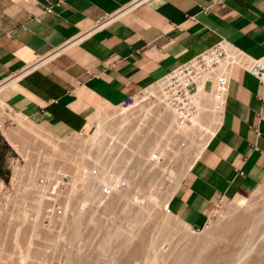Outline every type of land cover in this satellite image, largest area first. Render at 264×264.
<instances>
[{
  "label": "crops",
  "instance_id": "1",
  "mask_svg": "<svg viewBox=\"0 0 264 264\" xmlns=\"http://www.w3.org/2000/svg\"><path fill=\"white\" fill-rule=\"evenodd\" d=\"M130 1L0 0L6 107L63 137L221 40L252 58L264 56V0H146L90 30ZM263 178L264 90L235 64L219 125L168 208L202 228L221 199L242 203Z\"/></svg>",
  "mask_w": 264,
  "mask_h": 264
},
{
  "label": "rangeland",
  "instance_id": "2",
  "mask_svg": "<svg viewBox=\"0 0 264 264\" xmlns=\"http://www.w3.org/2000/svg\"><path fill=\"white\" fill-rule=\"evenodd\" d=\"M114 109L115 108L113 107L111 109L105 110L102 114L104 113L112 114ZM8 115L13 116L14 112H10L8 108L5 107L2 115H0V264H21V263L23 264L24 263L23 259H26L25 254L28 253L27 254L28 258L29 255H31L30 253L32 251L30 249L33 250V248H31L32 245L35 246L33 247H34V251L37 253V254L35 253L37 257L34 256L33 254L34 252H33L32 253L33 257L30 256V260L32 261H28L27 258L25 262H30V263H24V264H31V263L42 264L46 255H48L46 256L48 257V264H54V263L63 264V262H65L64 264H144L143 260L146 259V258L144 259V257H147L150 254L149 258L147 257V260L152 259L151 256L154 255L153 254L154 251L155 253L157 252L156 255L158 254L157 257L160 258V261L157 260L158 258L156 260L153 259L152 260L153 264L156 263L157 264H205L206 262H207L206 264H210L212 262L210 261L211 256L213 257L214 254H216V256H220L223 251L230 248L229 246L232 245L230 244L232 243L231 241L232 238L238 232H241L240 230H243L245 228L246 221L248 219H252L255 216L262 215L259 214V210L260 209L263 210L264 208L263 207L264 178L262 179L259 186L255 189V191L252 192V194L245 201H243L242 203L230 201L222 204V210H221L222 216L219 219L212 221L210 224L202 228H195V229L193 228L195 232L193 233V235L191 234L190 235L192 237L196 236L194 238L190 237L189 235L187 236L185 233L182 234L183 231H181L182 229L181 225L180 224L177 225V222L173 218L167 217L169 218V220L172 219V221H175L174 224H171L172 221L171 222L169 221V223L167 222V224L168 225L170 224L172 228V229H168V233L170 232V234L172 235L171 232H173L175 239L173 235L171 236L169 234L170 237H173V239L168 237V240L164 241L162 233H167V228H169L170 226L168 225L166 226L165 220L162 221V219H164L165 217L162 218L158 205H156L157 208L156 206H151L150 208L151 211L150 209L148 210V212L150 211L149 213H146L147 210H145L143 207L146 205L147 200L148 201L151 200V198L148 197L149 193L160 192L165 194L166 193L165 191H168L169 188L171 189L173 185H175L176 183L175 181H177L176 179L179 177V175L177 176L176 174L179 173V170L181 168L180 164H183L186 161L185 158H187V153H185L186 155L179 153V154H175V156H171L170 159L169 157L168 158L166 157L168 161V165H170L171 168L172 166L174 167V172L176 168H178L177 169L178 171L176 170L175 173L173 172L174 174L167 172L165 170L168 165H166L165 167L159 166V169L163 170L167 174L168 179L167 176H165V178L161 177V174L157 176H152L144 184H142V181H140L138 183V187H136V189L133 191L132 194L130 195L126 194V197H121V194L116 195L117 199H119L120 197H121L120 199H125L129 197L132 202V204H129L127 207H125L124 211L123 209L122 210L120 209L121 212H119L118 215L119 218L116 222L117 225L116 230L118 231L117 233L113 234L112 236L103 235V234L96 235L94 233H87V232L83 235H80L79 233L82 230V228L88 227V225H91L92 222L90 223L88 222L90 214L83 216V214H78L75 211V214H78V217L76 216L77 218L82 216L84 219L80 218L77 220L80 226V227L77 226L80 229V230L78 229L79 233L78 232L73 233V230L71 229L72 232L69 231L70 234H68L64 238V242H65L64 245L63 239L61 237L59 236L56 237V235L55 236L53 235V233H55L54 229L58 225L57 224L58 221H54V223H51L50 225H48L47 222L43 223L42 212L38 211V209H37V211L39 212L38 216L34 215L36 207L34 208L32 204L33 203L32 189H30L31 188L30 185L26 186L27 183L33 182L36 177L38 178L39 176H47L51 174L50 171L61 169L59 168L60 166L56 164L58 161L56 160L53 162V166L51 165L50 167V169L52 168L51 170L48 169L49 170L48 171L46 169L47 172H45L44 169L43 171L41 167L43 163V158L41 159L40 154H43L46 151L45 150L46 148H44L45 146L43 144L42 146L39 141H37L38 143L35 144L34 146L32 145L30 146V144H26V143L23 144L28 135L24 130L25 128L20 129V127H16V128L13 127L14 125L13 123L12 124L10 123L8 119L9 117ZM91 119L89 120L87 126L84 129V133L86 134L92 133L93 128L91 124L92 122H90ZM168 122L169 120L167 121L168 132L172 134L173 126L171 127L170 123ZM36 125L39 126L38 124ZM132 131L134 130L132 129ZM136 132H137L136 134H132V135L131 134L127 135L126 133L125 134L126 136L125 137L123 136V140L126 146H123V148L121 147L119 151L120 163L119 162L118 163L120 166H122V164L125 163L126 159H130L131 151L134 153L136 152V147L138 146V144H141V148L145 149V145L150 144V141L153 140L152 134L150 132H147L146 129L140 131L138 130ZM170 137H172V135H170ZM178 140L180 141V139ZM178 140H175L173 138L170 141L168 139L167 144H164V148L171 150L170 147L171 148L176 147L178 146V144L181 143V142H177ZM25 145H28V147ZM151 148L152 147L150 145L149 150ZM26 149H28L27 152ZM80 149L81 147L80 148L78 147V150L77 148L73 149L72 153H74L75 156H80L81 155ZM162 154L164 155L163 149H162ZM101 157L102 158L100 160H96L93 158L92 159V161H94L93 163L97 164V162L103 161L104 154ZM140 159H141L140 155H138L135 164H138ZM182 159L185 160L183 161ZM130 161L132 162L131 159ZM64 169L74 174L73 181L75 183V179L77 176L76 167L73 164L72 165L69 164ZM86 169H87L86 173H88L89 167L87 166ZM139 169H141L140 163L139 165H135V167H133L132 169L133 173L135 174V178H138L139 176L138 174ZM85 176L86 174L82 176L80 181L84 180L83 177L85 178ZM125 180L128 181V178ZM166 187H168V189ZM91 190H92V194H91L92 197L95 194V189L93 187H89V191ZM73 205L75 208L76 204ZM142 208L143 210H141ZM21 210L24 211V212L22 211L23 213L21 212L22 215L25 212L27 213V214L25 213L26 215L24 214V217L27 218L28 221L26 219L23 220L24 217L17 213ZM225 210L227 211L231 210V212H227ZM262 210H260V213H262ZM257 211L258 214H256ZM15 214L17 215V218H15L16 217ZM243 214H245V218H243L244 217ZM252 214L253 215L256 214V215L252 217ZM18 215H20L23 218L18 219ZM33 217H35V221L33 222L32 220L31 222V219ZM156 218H159V220L161 221H158V219ZM17 219L18 220L21 219L22 220L20 221L21 223ZM80 220L81 223L79 222ZM90 220L92 221V219ZM93 221H95L94 226L97 229H101L102 221L100 219H93ZM29 223L34 224L38 236L35 237L36 239L33 237L32 243L34 244L31 243L32 245L30 244L31 247L28 249L27 246L30 241L29 232H31L28 229H30L32 227L31 225H33V224L30 225ZM164 224L165 226L163 228L162 226ZM209 227L210 230L208 229ZM207 229H208V233L210 232L212 233H210L211 235H209L208 240L206 241L204 240L206 243L205 242L203 243V241H201V236L206 234L207 231L205 230ZM175 230H180L181 233L178 231L179 235L178 234L176 235L177 231ZM15 231H17V234ZM180 234L182 235V237L180 236ZM15 236H17V239ZM195 240L196 242H194ZM197 241L200 242L198 243ZM151 243L153 245H150ZM46 245L52 246L49 253L44 252ZM227 246L228 248H226ZM26 247L28 251L26 250ZM36 248L38 249L35 250ZM29 251L31 252L29 253ZM38 253H40L41 255ZM42 253L45 254L43 255ZM20 254L21 256L19 257V260L22 259L21 263L18 260V255ZM166 255H168V257ZM249 255L250 253L248 254V256ZM248 256L243 255L242 257H248ZM244 259H241V261Z\"/></svg>",
  "mask_w": 264,
  "mask_h": 264
},
{
  "label": "built area",
  "instance_id": "3",
  "mask_svg": "<svg viewBox=\"0 0 264 264\" xmlns=\"http://www.w3.org/2000/svg\"><path fill=\"white\" fill-rule=\"evenodd\" d=\"M144 1L146 0H131L116 12L102 14L90 30L94 31L107 26ZM43 9L52 12V7ZM50 56L52 54L39 56L35 62L38 64ZM235 64L245 68L257 78L264 90V56L252 58L230 42L221 40L182 62L152 84L129 96L124 103L119 104L134 111L135 114L132 115L129 123L122 125L123 129L121 128L118 134L109 140L111 147L104 148L103 161L94 164L91 158L96 157L97 149H89L87 145L83 148L86 155L81 163L89 167L85 176L86 180L83 177V182L77 180L74 183V174L61 168L51 171L50 175L36 177L30 185L34 208L38 207L37 202H40L42 222L50 225L58 221L54 232L56 236L63 239V242L65 236L69 234V231L71 232L74 217L78 214H83V216L90 214L88 222H92L88 227L82 228L80 233L78 232L80 235L87 232L112 236L117 233L116 222L121 212L120 209L124 211L125 207L132 202L129 197L117 199L116 195L132 194L140 181L144 184L152 176L159 174L164 178L167 176L163 170L159 169V166L168 165L167 158L162 154L164 144H167L168 139L172 140L170 137L172 134L168 132L167 121L172 117L177 130L182 131L192 123L193 118L199 112L207 107L217 105L222 114L230 86L231 68ZM8 110L16 112L11 108ZM84 129L85 127L76 131L84 133ZM144 129L152 134V143L146 144L145 149L138 144L136 152L131 151L130 153L132 162L126 159L125 163L120 166L119 151L121 147L126 146L122 136L131 131L129 135ZM70 135L71 133L67 136ZM84 135L87 134L84 133ZM150 145L153 147L149 150ZM138 155L141 158L139 161L141 169L138 170V178H135L132 169L135 165H139V163L135 164ZM126 177L129 182L125 180ZM89 187L95 189V194L89 200L83 201L84 190ZM226 202L229 201L221 199L214 206L204 226L222 216V204ZM73 204H76L75 208ZM166 210L170 212L168 204ZM75 211L78 214H75ZM93 219L102 221L101 229L94 226ZM31 220L34 221L35 217ZM45 247L44 252L49 253L52 246L46 245ZM42 264H48V257H45Z\"/></svg>",
  "mask_w": 264,
  "mask_h": 264
},
{
  "label": "bare ground",
  "instance_id": "4",
  "mask_svg": "<svg viewBox=\"0 0 264 264\" xmlns=\"http://www.w3.org/2000/svg\"><path fill=\"white\" fill-rule=\"evenodd\" d=\"M5 107H6L5 103L0 98V115H2ZM114 108L115 109L113 110L112 114H106V113H104V114L98 115L95 118H92L90 122H92L91 124H92L93 130H92V133L87 134V135H84V133H81V132H74L70 136H63V137L62 136L54 135V134L48 132L47 130H45L43 127L37 126L28 116H26L25 114L20 113V112H14V115L13 116L8 115L9 116L8 119H9V121H10L11 124L13 123V125H14L13 127H15V128L16 127H20V129H24L25 128L24 130L26 131V134L30 135V136L27 135L26 139L24 138L25 141H24L23 144L26 143V144H30V146L31 145L34 146L35 144L38 143L37 141H39L41 145L43 144L45 146L44 148H46L45 149L46 151L43 154H40L41 155V159L43 158V163L41 165L43 171L45 169V172H47V170L50 169L51 165L53 166V162L56 161V160L58 161L56 164H58V166H60L59 168H65V167H67V165H69V164L72 165L73 164L76 167V170H77V176H76V179H75V181H76L78 179L80 180L82 178V176H84L86 174V172H87V169H86L87 168V165H85V164L83 165L81 163V160L86 155V151L83 150V148L86 145L89 146V149L96 148L98 155L96 157H94V159L100 160L102 158L101 156L104 154L103 153L104 148H106L107 146L108 147L110 146L109 140L113 139V136L116 135V134H118V132L120 131L121 128L123 129L122 125H124L126 123H129V121L131 120L132 115L135 114L134 111H130V110H128V109H126V108H124V107H122L120 105L119 106H114ZM220 112H221V109L217 105L210 106V108L207 107L205 110L199 112L198 115L195 118H193L192 123L189 124L182 131L177 130V128H176V126L174 124V119L172 117L169 119V123H170L171 127L173 126V128H172L173 129L172 139L173 138L175 140L180 139V141L178 140L177 142H181V143L178 144V146H176V147H173V148L170 147L171 150L166 149V148H162L164 150V155H165V157H167V158L169 157V159H170V157L171 156H175V154L181 153V154L186 155L185 153H187V158H185L186 161L183 164H180L181 165V168L179 170V173L176 174L177 176L179 175V177L177 178L175 176L177 178V179L175 178L177 180V181H175L176 182L175 185L172 184L173 187L171 186L172 187L171 189L170 188L168 189V187H166L168 189V191H165L166 192L165 194L164 193H160V192H151V193H149L148 197L151 198V200L150 201L147 200L146 201L147 202L146 205L143 207L145 210H147V212L145 210L144 211L146 213H149L151 211V209H150L151 206L158 205V207L160 209V212H161V215H162V218L165 217L164 219H162V221H164V220L166 221L165 222L166 226L168 225L167 222L169 223V221L170 222L172 221V219L169 220V218H173L177 222V225L178 224L181 225V228L183 229V230L181 229V231H183L182 234L185 233L187 236L189 235L190 237H192L191 235H193V233L195 232L194 229L192 228V226L188 225L187 223H185L182 220H180L179 218H177L176 215H174L173 213L168 212L166 210V206L168 204V201H169L170 197L173 195L175 189L177 188L180 180L182 179V177L186 174V172L189 170V168L191 167V165L193 164V162L197 159V157L201 153L202 149L208 143V141L211 138V136L215 133V131H216L218 125H219L220 118H221V113ZM129 133H131V132H128L127 135H129ZM136 133H134V134H136ZM123 136L125 137L126 135H123ZM140 140H141V138H140ZM62 143H64V144H62ZM65 144H66V146H65ZM25 146L28 147V145H25ZM23 147H24V145H23ZM78 147L79 148L81 147V149H80L81 155L78 154L80 156H75L74 153H72V150L73 149H76V148L78 150ZM151 147H153V146L151 145ZM23 149H25V148H23ZM28 149H26V152L28 151ZM41 150H39V151H41ZM91 159H93V158H91ZM185 159H182V160L184 161ZM177 169L178 168H176V170ZM165 170L167 172L173 173L174 172V167L172 166V168H171L170 165H168ZM176 170H175V172H176ZM50 173H51V171H50ZM81 182H83V180ZM32 183L33 182L27 183V185H31ZM84 193H85V195L83 197V201L89 200L90 197H91V194H92V190L89 191V188H85ZM162 194H164V195H162ZM121 197H126V194H124V193L121 194ZM37 203H38V207H36V209H35V214H34L35 216L37 215L36 214L38 212L37 211V208L39 209L40 202H37ZM263 207H264V205H263ZM73 208H74V205H73ZM143 208L141 210H143ZM156 208H157V206H156ZM149 209H150V211L148 212ZM260 210H262V209H260ZM260 210H259V214H262V215H258V216L253 217L254 215L258 214V211H257V213L255 212L256 214H254V215L252 214V217H253L252 219H248L249 221L247 219H245V220H247L246 221L245 228L243 230H240L241 232H238L232 238V240H231L232 243H230L232 245L229 246L230 248H228V246H227L226 248H228V249H226L225 251H223L220 256H216V254H214L213 257L211 256V260L210 261H212V262L210 264H264V208L262 210V213H260ZM22 211L23 210H21V211H19L17 213L24 217V214L26 212L22 215V213L24 212V211L23 212ZM225 211H227V210H225ZM156 212H158V211H156ZM227 212H231V210L230 211L228 210ZM251 213H252V211H251ZM20 215H18V219L19 218H23ZM153 215H154V213H153ZM243 215H244L243 218H245V214H243ZM77 217H78V215H77ZM77 217L76 216L74 217V221H73L74 224H72V225H74V226H72L73 228H71L73 230V233L79 232L78 229H79L80 226H79V223L77 222V220L80 219V218H83L82 216L79 217V218H77ZM167 217H169V218H167ZM229 217H230V214H229ZM15 218H17V215H16ZM25 219L27 220V218L24 217L23 220H25ZM156 219H158V221H161V220H159V218H156ZM18 221L20 222L22 220L20 219ZM175 221H172L171 224H174ZM31 222H32V220H31ZM79 222L81 223V220ZM52 223H54V222H52ZM159 223H161V222H159ZM31 224H33V223H31ZM36 224H37V222H36ZM165 224L162 226L163 228H164ZM31 226L32 227L30 229H28V230L31 231V232H29L30 233V241H29V244L27 246L28 249L31 247L30 244L32 243L33 237L35 238L36 236H38L37 230L35 229L36 227L34 226V224L31 225ZM77 226H79V227H77ZM168 226H170V224ZM173 227H174V225H173ZM168 229H172L171 226L169 228H167V233H162L163 234L164 241H167L168 240V237H170V235H171L170 232L168 233ZM208 229L210 230V227ZM208 229L205 230V231H207L206 234L204 233L205 235L201 236V241H203V243L206 240H208L209 235H211L210 233H212V232L208 233ZM72 230H71V232H72ZM175 231H177L176 232V235L177 234L179 235L178 231L181 233L180 230H175ZM15 232L17 234V231H15ZM171 233L173 235V232H171ZM53 235L55 236V233H53ZM180 236L182 237L181 234H180ZM15 237L17 239V236H15ZM173 237L175 239V236L174 235H173ZM173 237H170V238L173 239ZM194 237H196V236H193L192 238H194ZM53 239H54V237H53ZM151 239H152V237H151ZM161 239H162V237H161ZM16 242H17V240H16ZM194 242H196V240ZM197 242L199 243L200 241H197ZM27 243H28V241H27ZM32 244H34V243H32ZM150 245H153V244L151 243ZM33 246L34 245H32V247H31V248H33V250L30 249L32 252L29 251V253L31 252L30 253L31 255H29V258L27 257V254L28 253L25 254V252L28 251L27 247H26V250L27 251L24 252V254L26 255V259L28 258L27 259L28 261H32V260H30V256L33 257L32 256V253L33 252H34L33 253L34 256L37 257V255H35L36 252L34 251V247L35 246L34 247ZM37 249L38 248H36L35 250H37ZM41 252H43V251H41ZM156 253L154 251V253H153L154 255L151 254V255H153V256H151L152 259L147 260V257L149 258V255L150 254L147 257H144V259L146 258L145 259L146 262H145V260H143L144 261V264H153L152 263V260L153 259L156 260L158 258L157 257L158 254L156 255ZM249 253H250V255L248 256ZM38 254H40V253H38ZM243 255L244 256L247 255L248 257H242ZM20 256H21V254L18 255V260H19V257ZM166 256L168 257V255H166ZM26 259H23L24 260L23 262L24 263H30V262H25ZM241 259H244V260L241 261ZM157 260L160 261V258H158ZM19 262L21 263L22 262V259L19 260ZM37 262H38V260H37ZM39 263H40V261H39ZM64 263L65 262H63V264Z\"/></svg>",
  "mask_w": 264,
  "mask_h": 264
}]
</instances>
